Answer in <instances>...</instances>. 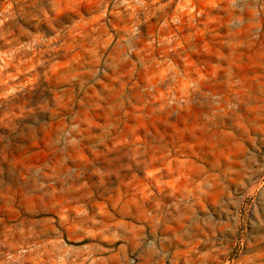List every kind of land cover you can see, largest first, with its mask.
I'll return each instance as SVG.
<instances>
[{"label":"clouds","instance_id":"obj_1","mask_svg":"<svg viewBox=\"0 0 264 264\" xmlns=\"http://www.w3.org/2000/svg\"><path fill=\"white\" fill-rule=\"evenodd\" d=\"M222 2L238 13L230 36L243 48L223 68L211 47L186 33L189 25L176 22L178 0H0V130H7L0 131V159L17 171V186L0 191V264H84L67 259L71 249L53 253L46 235L97 229L102 236L117 217L162 202L170 188L195 204L211 195L202 184L220 183L217 172L232 170L241 201L264 198V0ZM31 20L51 34L38 38L25 27ZM37 92L43 99L33 104ZM209 92L220 98L210 109L186 99ZM217 117L230 120L227 128ZM29 118L25 134L18 122ZM127 146L129 162L120 163ZM100 158L119 166L94 174L119 176L143 165V176L122 179L124 190L105 199L81 191L84 184H65L69 171L79 175ZM36 167L50 180L42 196L28 185ZM174 239L186 244L183 264H264V236L249 240L225 224ZM245 246L255 250L244 254ZM166 255L139 262L165 264Z\"/></svg>","mask_w":264,"mask_h":264},{"label":"rangeland","instance_id":"obj_2","mask_svg":"<svg viewBox=\"0 0 264 264\" xmlns=\"http://www.w3.org/2000/svg\"><path fill=\"white\" fill-rule=\"evenodd\" d=\"M239 2L240 0H237V3ZM178 3L180 7L176 9V22L189 25L186 33H192L194 41L202 43L205 47H211V50L222 58L221 68L243 51L239 41L230 36V33L235 31V17L238 13L234 9L227 8L226 2L211 0V4L200 6L197 5V0H178ZM44 6H47V0H44ZM2 10L3 7L0 5V12ZM25 27L29 28V31H32L38 38L51 34L42 20H31L25 24ZM41 70L37 68V71ZM42 99L43 97L37 92L32 103L41 102ZM186 99L189 104L194 103L198 107L210 109L219 102L220 98L209 92L194 100L192 97H186ZM199 115L200 113L196 112L194 118ZM35 116L40 121L47 119L46 114L39 111ZM217 119L225 128L230 124L227 117H217ZM18 123L23 132L27 134L28 129L24 125L32 124L34 121L29 118ZM0 131L7 134V130ZM137 138L143 137L138 133ZM19 142V137L13 141L14 149ZM129 151L130 146L122 147L117 154L120 163L129 162ZM118 166L116 161L109 164L100 158L92 165L82 167L79 175L76 174L79 171L77 169L69 171L63 180L65 184L75 186L84 184L86 187L81 191H92L95 199L114 197L118 188L121 191L124 190L120 183L122 179L127 184L128 181L133 180V173L138 177L143 176V165H134L131 170L121 169L119 176L100 175L110 173ZM94 168L98 169L100 174H94ZM44 171L45 169L36 167L32 169L28 179V185L35 189L37 196H42L48 191L47 185L50 180L43 174ZM215 175L219 177L220 183L209 180L208 184L212 185L211 187L202 184L201 188L205 193L211 195L199 199L195 204L192 203L191 198L170 188L168 191L172 194L164 197L162 202L154 203L149 200L132 216L124 217L122 220L117 217V221L108 227L102 236L95 234L97 229H92L91 234H81L75 238L58 236L56 232H51L44 238L46 247L53 253H58L62 249L64 251L71 249L67 259L75 257L77 260H84V264H140V257L151 255L153 252L166 253L165 264H170L174 254L179 253L181 254L179 264H183L186 244L176 241L174 239L176 235H181L182 239L188 241L201 237L202 230L210 232L211 226L219 223L234 227L237 233H246L249 240L264 236V198L258 197L254 200L252 197H246L241 201L243 188L237 186L238 182L232 175V170L226 171L223 175L217 172ZM8 185L17 186V171L12 168L9 161L0 159V191ZM99 211L103 212V208ZM261 246L264 247V245ZM254 250L245 246L243 253L247 254ZM200 251H207L205 245L200 246ZM234 252L235 250L228 256L231 257ZM85 257L87 259H84Z\"/></svg>","mask_w":264,"mask_h":264}]
</instances>
